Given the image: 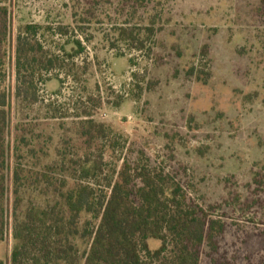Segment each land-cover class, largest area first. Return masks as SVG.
Returning a JSON list of instances; mask_svg holds the SVG:
<instances>
[{
	"label": "rangeland",
	"instance_id": "rangeland-1",
	"mask_svg": "<svg viewBox=\"0 0 264 264\" xmlns=\"http://www.w3.org/2000/svg\"><path fill=\"white\" fill-rule=\"evenodd\" d=\"M7 8L10 147L18 134L51 161L88 98L99 99L94 121L176 174L196 202L222 206L230 244L264 229V0H8ZM28 25L59 67L35 75L32 105L15 97L16 36ZM114 157L119 164L124 154ZM11 246L9 226L4 262Z\"/></svg>",
	"mask_w": 264,
	"mask_h": 264
},
{
	"label": "trees",
	"instance_id": "trees-1",
	"mask_svg": "<svg viewBox=\"0 0 264 264\" xmlns=\"http://www.w3.org/2000/svg\"><path fill=\"white\" fill-rule=\"evenodd\" d=\"M7 2L0 0V244L10 226L12 246L0 264H264V229L246 234L239 247L230 244L222 206L196 202L176 174L94 121L99 99L88 98L51 161L41 163L47 153L26 149L18 134L10 147ZM36 29L25 26L15 46V97L29 105L36 102L35 75L59 68ZM117 152L124 154L119 164L112 160ZM148 240L159 246L150 249Z\"/></svg>",
	"mask_w": 264,
	"mask_h": 264
}]
</instances>
